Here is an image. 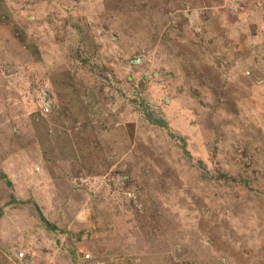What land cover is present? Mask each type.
Returning <instances> with one entry per match:
<instances>
[{"label":"rangeland","instance_id":"374dc122","mask_svg":"<svg viewBox=\"0 0 264 264\" xmlns=\"http://www.w3.org/2000/svg\"><path fill=\"white\" fill-rule=\"evenodd\" d=\"M0 212V264H264V0H0Z\"/></svg>","mask_w":264,"mask_h":264},{"label":"trees","instance_id":"16d2710c","mask_svg":"<svg viewBox=\"0 0 264 264\" xmlns=\"http://www.w3.org/2000/svg\"><path fill=\"white\" fill-rule=\"evenodd\" d=\"M148 118L151 119V121L156 124V125H162V126H166V122L164 120H162L161 118H156L153 114L148 113L147 114ZM14 202L16 201V198H13ZM21 203H25L24 201H22ZM42 220L45 222V225L48 229H55L54 226H52L50 224V222L46 219V217L44 216V214L42 212H39ZM2 215V212H0V216Z\"/></svg>","mask_w":264,"mask_h":264},{"label":"built area","instance_id":"2783aa9c","mask_svg":"<svg viewBox=\"0 0 264 264\" xmlns=\"http://www.w3.org/2000/svg\"><path fill=\"white\" fill-rule=\"evenodd\" d=\"M52 109L51 107V102L49 99H47L46 97H44L42 99V104H41V111L43 114L48 113L50 110ZM90 254H86V257H89Z\"/></svg>","mask_w":264,"mask_h":264},{"label":"water","instance_id":"95a60500","mask_svg":"<svg viewBox=\"0 0 264 264\" xmlns=\"http://www.w3.org/2000/svg\"><path fill=\"white\" fill-rule=\"evenodd\" d=\"M134 62H137V60H135V58L133 59Z\"/></svg>","mask_w":264,"mask_h":264}]
</instances>
